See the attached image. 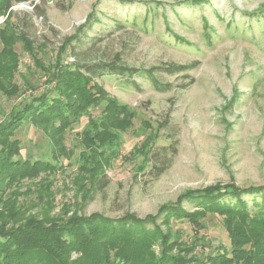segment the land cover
I'll list each match as a JSON object with an SVG mask.
<instances>
[{"label": "rangeland", "instance_id": "1", "mask_svg": "<svg viewBox=\"0 0 264 264\" xmlns=\"http://www.w3.org/2000/svg\"><path fill=\"white\" fill-rule=\"evenodd\" d=\"M176 1L35 0L36 6L18 3L0 14V24L8 18L15 21L18 33L27 32L35 42V56L25 51L22 41L15 44L20 93L8 97L0 90V122L47 87L48 75L35 59L45 65L53 63L64 39L92 11L86 33L73 42L66 62L78 58L98 63L116 59L117 54L120 62L146 68L164 62H201L187 74L159 72L163 81L175 84L167 91L154 88L144 75L134 76L138 86L123 75L96 76L136 116L123 133L120 158L108 167L109 185L80 205L81 213L96 211L118 218L129 212L146 217L189 189L217 182L264 183V0ZM101 111L102 107H91L66 133L65 145L73 152L69 158L61 157L65 168L51 175L54 214L62 213L66 201L71 212L75 210L70 186L82 149L79 133L89 117H98ZM16 137L21 140L23 157L52 159L48 139L31 122L22 124ZM144 141L159 148V154L151 153L146 168L138 170L144 156L135 150ZM171 144L170 164L156 177L153 165L161 164L165 158L161 148ZM254 197L261 200L259 195L246 196L250 203ZM184 204L194 208L192 203ZM171 226L181 231L183 240L196 242L194 252L202 258L222 247L230 249L221 216L209 214L204 219L201 239L194 237L188 221L172 220ZM202 260L212 264L206 257Z\"/></svg>", "mask_w": 264, "mask_h": 264}, {"label": "trees", "instance_id": "2", "mask_svg": "<svg viewBox=\"0 0 264 264\" xmlns=\"http://www.w3.org/2000/svg\"><path fill=\"white\" fill-rule=\"evenodd\" d=\"M25 1L34 4L35 0H0V14ZM189 1L203 0L176 2ZM93 13H89L74 34L64 39L53 63L45 65L35 59L48 75L47 87L0 122V264H204V257L212 264H264V183L240 186L234 182H217L201 189H189L146 217L127 212L114 218L101 212L79 211L80 205L91 201L99 190L109 185L108 167L120 158L123 133L132 127L136 116L135 110L111 95L96 81V76L123 75L138 86L134 76L144 75L154 88L167 91L175 84L163 81L159 72L187 74L201 63L193 60L136 67L120 62L119 54L116 59L98 63L82 62L78 58L66 62L65 56L73 42L86 33ZM18 28L9 18L0 24V90L8 97L20 93L16 83L20 61L15 44L22 41L25 51L35 56L33 38L23 30L18 33ZM91 107H102V111L98 117L90 116L79 133L82 149L70 186L75 210L71 212L73 208L66 201L62 213L54 214L56 196L51 175L65 168L61 157L69 158L73 152L65 145L66 133ZM27 122L46 136L52 159L22 156L21 140L16 132ZM170 147L174 146L161 148L165 158L161 164L153 165L156 177L170 164L171 157L167 155ZM158 149L144 141L135 150L144 156L138 170L146 168L149 155L159 154ZM250 195H259L261 200L254 197L250 203L246 198ZM29 202L35 210L29 208ZM186 202L194 204V208L188 209ZM209 214L222 217L230 249L222 247L202 258L194 252L196 242L183 240L181 231L173 230L171 222L188 221L194 227V237L201 239L204 219Z\"/></svg>", "mask_w": 264, "mask_h": 264}, {"label": "water", "instance_id": "3", "mask_svg": "<svg viewBox=\"0 0 264 264\" xmlns=\"http://www.w3.org/2000/svg\"><path fill=\"white\" fill-rule=\"evenodd\" d=\"M27 3H28V1L22 2V4H27Z\"/></svg>", "mask_w": 264, "mask_h": 264}]
</instances>
